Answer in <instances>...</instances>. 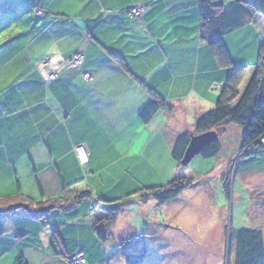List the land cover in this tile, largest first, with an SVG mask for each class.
I'll return each instance as SVG.
<instances>
[{"label":"crops","instance_id":"crops-1","mask_svg":"<svg viewBox=\"0 0 264 264\" xmlns=\"http://www.w3.org/2000/svg\"><path fill=\"white\" fill-rule=\"evenodd\" d=\"M36 2L14 8L13 36L0 44V199L87 198L53 210L48 225L23 211L0 215V264H70L76 252L86 264H99L90 246L98 247L94 219H106L144 190L165 188L155 183L170 181L177 140L195 133L234 69L244 72L238 90H245L264 45V18L249 15V23L226 35L221 60L201 40L199 0ZM140 6L146 9L133 16ZM78 51L83 64L63 69ZM153 101L164 107L144 123L140 114ZM259 108L249 127L264 125ZM238 129H223L220 141L234 140ZM78 145L85 147V166ZM118 217L113 236L121 233Z\"/></svg>","mask_w":264,"mask_h":264},{"label":"rangeland","instance_id":"rangeland-1","mask_svg":"<svg viewBox=\"0 0 264 264\" xmlns=\"http://www.w3.org/2000/svg\"><path fill=\"white\" fill-rule=\"evenodd\" d=\"M35 4L36 0H0V39L4 38L0 44L13 36L12 16H19L14 8ZM232 5L229 1L224 9ZM238 128L230 134L234 140L221 139L223 151L216 158L198 154L187 166L177 165L170 181L155 183L165 188L173 181L188 184L176 199L156 206L147 191L128 199L118 210L119 236L109 234L108 217L94 219L98 247L93 242L90 246L102 261L99 264H126L121 252L135 247L147 248L142 264H232L238 232L256 230L264 235V166L258 167L263 161L250 149L253 141L264 137V125L252 122L248 129ZM101 224L106 225L103 231L94 229Z\"/></svg>","mask_w":264,"mask_h":264},{"label":"trees","instance_id":"trees-1","mask_svg":"<svg viewBox=\"0 0 264 264\" xmlns=\"http://www.w3.org/2000/svg\"><path fill=\"white\" fill-rule=\"evenodd\" d=\"M229 1L236 6L229 13H226L224 7ZM199 5L201 40L216 50L221 60L226 55V51L223 49V39L226 35L249 23L251 21L248 18L249 15L252 17L260 15L264 18V0H199ZM241 78L242 69H234L214 109L197 120L194 135L212 130L220 135L218 130L225 129L230 125L248 129L251 120L257 115L258 107H264V45L260 48L255 71L242 94L238 90ZM163 107V103L151 102L141 112L140 119L144 123H149L155 113ZM190 137L191 134L189 133L180 136L173 149L172 156L179 168L182 166L181 161L189 145ZM250 149L256 151V158L259 161H263L258 167H263L264 145L261 140L253 141ZM221 152L222 145L218 138L217 141L206 146L200 155L203 158L211 159L219 156ZM188 186V184L173 181L166 188H151L144 191H147L146 195L155 198L159 204H166L176 199ZM85 198H87L86 194H80L74 199L63 198L68 201L65 204H62L63 202L58 199H48L37 203L23 195H17L9 199H0V215H11L23 211L30 216L41 219L44 225H48L49 215L53 210H62L71 207V205H78ZM118 210L112 211L107 218L110 228L115 225ZM52 234V246L57 251L59 235L56 231H53ZM233 251L232 264H264L263 233L256 230H241L237 233ZM122 256L126 264H142L147 257V248L135 247L129 252H123ZM17 264L25 263L19 261Z\"/></svg>","mask_w":264,"mask_h":264},{"label":"built area","instance_id":"built-area-1","mask_svg":"<svg viewBox=\"0 0 264 264\" xmlns=\"http://www.w3.org/2000/svg\"><path fill=\"white\" fill-rule=\"evenodd\" d=\"M144 10H145L144 7H136V8H133L130 11V13L133 16H140ZM38 14L41 15L42 13L38 12ZM83 62H84V52L78 51L70 59L65 61L61 67L63 69L79 67L83 64ZM59 72H60V69L58 68L55 71L49 72L46 76L49 80H55L57 79ZM83 79L86 82H89L92 80V75L86 72L83 74ZM261 142L264 145V137L261 139ZM74 150H75V153H76V156H77V159L80 165L81 166L87 165L89 162V159H88L84 145H78L75 147ZM69 263L70 264H86V258H85L84 253L83 252L74 253L72 256H70Z\"/></svg>","mask_w":264,"mask_h":264},{"label":"water","instance_id":"water-1","mask_svg":"<svg viewBox=\"0 0 264 264\" xmlns=\"http://www.w3.org/2000/svg\"><path fill=\"white\" fill-rule=\"evenodd\" d=\"M218 138L219 135L215 130L197 135L191 134L190 142L184 153L181 165L187 166L196 155L200 154L206 146L217 141ZM97 229L98 231H103L104 225H99Z\"/></svg>","mask_w":264,"mask_h":264}]
</instances>
